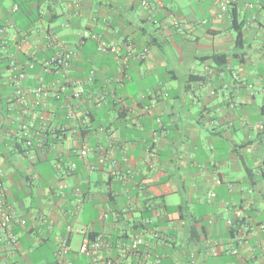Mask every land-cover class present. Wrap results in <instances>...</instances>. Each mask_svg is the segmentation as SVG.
Listing matches in <instances>:
<instances>
[{"label": "crops", "instance_id": "1", "mask_svg": "<svg viewBox=\"0 0 264 264\" xmlns=\"http://www.w3.org/2000/svg\"><path fill=\"white\" fill-rule=\"evenodd\" d=\"M150 1L0 0V264H264V2Z\"/></svg>", "mask_w": 264, "mask_h": 264}, {"label": "built area", "instance_id": "2", "mask_svg": "<svg viewBox=\"0 0 264 264\" xmlns=\"http://www.w3.org/2000/svg\"><path fill=\"white\" fill-rule=\"evenodd\" d=\"M132 1V0H131ZM220 4V8L222 11H226L228 6H229V0H221L218 1ZM264 0H259V3L262 4ZM141 3L143 6H152L153 3L150 2L149 0H141ZM251 6V4H248L247 7ZM173 18V25L176 27V29L179 32L184 31V26L181 24L180 20L176 18L175 16ZM1 31H4L3 28H1ZM93 38L98 41V50L99 51H106L110 49H115V47L111 46L108 44L102 34L100 33H94L92 31H87L84 33L83 38ZM149 50L146 48L144 52L141 53V57L145 58L148 54ZM78 52L75 50L71 49H64L60 53H58L53 59L52 62L56 64L58 67H62L65 72L69 70V67L72 63L73 60L78 58ZM51 63V62H50ZM121 63L127 64L128 63V57H125L121 59ZM15 64L13 65V69L15 70ZM93 74L94 72L92 71V76L91 79H93ZM24 77V74H16L12 77L13 83L19 85L20 79ZM250 87H253L251 84ZM43 91V88H36L35 92L36 93H41ZM85 89L83 86H79L77 90L74 91L73 96L77 99H81L82 95L84 94ZM18 93H21L25 95L27 92H23L22 89H18ZM264 95V91H263ZM18 120H21V118H18ZM29 146L32 145L31 142L28 143ZM86 152H83L85 154ZM72 168H76V164H72ZM218 183H220V180H217ZM214 195V194H213ZM236 216H241L242 214V209L238 208L235 210ZM22 221V217L16 212V210L6 202L4 198H0V243H3L6 245L7 249L10 251H16L19 247V238L18 235L15 233V226L16 224H19ZM148 223H151V220H147ZM229 223L231 225L234 224L233 220H230ZM262 227H264V224H262ZM69 230L71 231V227H69ZM81 232L84 233L85 239L84 243L82 244L81 251L84 253H87L88 255L94 254V250L101 248L103 246V237L102 235H97L94 240H92L93 245L91 246V239L89 237V232H88V227L83 226L81 229ZM143 243V238L139 237L133 240L131 247H129L127 244L123 243L121 246L125 248H132V249H138L139 245ZM69 249V244H68V239H62L58 242L57 245V250H56V255L58 258V263L59 264H64L66 263L65 260V255ZM38 264V263H35Z\"/></svg>", "mask_w": 264, "mask_h": 264}, {"label": "trees", "instance_id": "3", "mask_svg": "<svg viewBox=\"0 0 264 264\" xmlns=\"http://www.w3.org/2000/svg\"><path fill=\"white\" fill-rule=\"evenodd\" d=\"M150 1V0H149ZM151 2V1H150ZM19 7L24 9V6L22 3H18ZM236 32H237V40H240L242 38V31L240 27H236ZM214 59L218 62V63H226L227 61V55L226 54H218L214 56ZM196 77H192V80L195 79ZM93 238V237H92Z\"/></svg>", "mask_w": 264, "mask_h": 264}, {"label": "rangeland", "instance_id": "4", "mask_svg": "<svg viewBox=\"0 0 264 264\" xmlns=\"http://www.w3.org/2000/svg\"><path fill=\"white\" fill-rule=\"evenodd\" d=\"M7 5H12V0H8V4ZM63 5V4H61ZM263 98H264V95H263ZM259 100H261V98L259 97Z\"/></svg>", "mask_w": 264, "mask_h": 264}]
</instances>
